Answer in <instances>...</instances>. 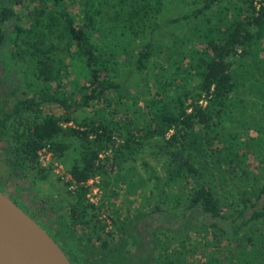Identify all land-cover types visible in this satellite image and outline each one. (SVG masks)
I'll return each mask as SVG.
<instances>
[{
	"label": "trees",
	"instance_id": "16d2710c",
	"mask_svg": "<svg viewBox=\"0 0 264 264\" xmlns=\"http://www.w3.org/2000/svg\"><path fill=\"white\" fill-rule=\"evenodd\" d=\"M196 2L197 7L168 17L166 22L178 24L207 15L206 26L194 34L202 48H187L177 58L166 56L165 61L154 65L158 87L149 89L143 101L146 111L137 110V122L132 113L136 102H132V95L129 101L124 99L127 94L115 79V72L118 66L129 64L143 76L153 59L160 56V47L152 34L158 27L155 19L161 0H132L136 24H147L150 29L149 37L135 50L130 48L137 36V30L132 29L131 12H115L109 25H103L101 18L107 0H0V50L9 38L8 63L14 60L16 64H26L30 76L23 97L16 100L11 110L0 114V139L13 141L16 173L31 170L40 179L48 175L38 160L42 148L48 145L59 159L68 145L58 138L79 141L80 159L69 169L71 180L77 185L69 215L71 223L77 224L90 214L85 220L89 223L102 210L88 202L87 189L81 183L96 176L118 180L122 160L156 137L155 155L162 157L167 167L165 187L170 190L173 185L181 186L180 183L189 186L185 209L196 210L210 220L203 222L201 228H210L215 241L227 242L226 258L238 264H264V184L255 185L247 180L239 201L223 183L219 192L217 180L207 179L210 169L196 160L189 144L199 143L195 139L198 131L207 132L216 125V111L226 114L230 107H238L236 74L244 57L252 49H259L264 39V0H232L233 4L229 0ZM192 73L199 77V84L191 92L186 82ZM96 102L109 110L97 119L91 117L71 125L76 122L75 112ZM237 138L228 136L226 171L233 176H245L249 173L245 165L247 153ZM253 143L259 146L258 141ZM108 150L111 154L100 158ZM174 192L177 191L171 190V195ZM114 194L111 190L110 196ZM108 198L105 192L102 202H108ZM161 211L155 206L150 213ZM113 214L116 213L108 215L113 218ZM218 220L225 222L224 226H219ZM113 223L117 227L104 236L95 225L89 232L90 237L100 241L98 247L102 251L114 250L110 244L121 225L116 220ZM183 223L181 235L185 238L178 241L179 247L186 246L189 240V223ZM80 241L86 245L82 237ZM194 247L198 245L190 244L188 248ZM188 252L179 251L175 260L180 262ZM156 260L160 261L157 257ZM173 263L172 259L165 262Z\"/></svg>",
	"mask_w": 264,
	"mask_h": 264
},
{
	"label": "rangeland",
	"instance_id": "374dc122",
	"mask_svg": "<svg viewBox=\"0 0 264 264\" xmlns=\"http://www.w3.org/2000/svg\"><path fill=\"white\" fill-rule=\"evenodd\" d=\"M196 1L161 0V9L155 19L158 27L152 34V39L160 47L161 53L158 58L153 59L145 75L137 74L133 66L129 64L117 67L115 79L121 85L122 91L127 94L124 99L129 101L131 95L135 98L131 97L132 102H136L132 113L137 122L140 120L137 117V110L146 111L143 101L148 97L149 89L158 87L155 77L157 71L154 65L165 61L166 56L171 55L172 58H177L187 48H202L196 42L194 34L196 31L201 32L206 26L207 15L190 18L178 24L166 22L168 17L181 15L197 7ZM131 2L132 0H107L101 21L103 25L108 26L115 12L121 14L131 12L132 29L137 30V36L130 43V48L135 50L149 37L150 29L147 24H136L135 6ZM229 2L233 4L232 0ZM8 39L0 50V114L11 110L16 100L23 97L30 80L26 64H16L14 60L8 63L10 60ZM129 55L132 56V62L134 52L131 51ZM182 61L186 63L187 59L183 57ZM238 71L236 74V93L238 94L236 106L238 107H230V110H226V114L216 111L217 114L214 117L219 118V121L214 118L216 125L209 127L207 132L198 131L195 134V139L198 138L199 143L189 142L193 146L192 151L196 160L203 161L210 169L211 175H207V179L217 180L219 192H221L220 189L222 190L220 185L223 183L224 188L236 201L241 200L247 180L251 183L255 182V185L264 184V39L259 49H252L250 54L244 57ZM198 84L199 77L192 73L189 82H186V88L192 92ZM201 103L205 105L206 102L201 100ZM108 110L101 102L92 103L75 112L76 122L69 124L73 126L91 117L97 119L103 111ZM146 117L150 116L147 114ZM230 135L238 136L237 140L242 143V150L247 153L245 165L249 173L245 174L246 177L239 173L233 176L226 171L228 165L225 162L228 159V153L225 146ZM58 140L67 144L68 147L59 159L55 158L52 151V159L45 166L48 175L45 179H40L31 170L24 174L16 173L15 157L11 150L13 141L11 142L8 138L0 139V178L7 177L8 180H15L8 185L22 197L23 204L38 215L40 222L47 221L53 225L56 234L67 236L66 245H69L76 258L80 260L79 264H125L127 257L130 256L129 252H134V246L140 243V239L144 238L146 231L151 228V225L139 224V222L151 215L155 206H159L162 211L152 214L159 216L157 219L159 221L153 222L154 229L148 234L150 247L148 246L149 252L145 254L146 260L142 264H165L170 259L174 260L173 264H204L206 261L212 264H238L226 258L227 242L225 240L217 242L212 238L210 228L206 230L201 228L203 222L209 223L210 220L205 219L196 210L185 209V197L189 186L180 183L181 186L173 185L170 190L165 187L167 167L164 159L155 155L158 144L156 137L146 141L141 149L135 150L133 155H127L122 160L121 168L117 170L118 180L101 178V176L89 180V183L84 186L87 189L85 197L92 205L101 206L102 210H99L97 216L89 223L85 220L89 219L90 214L77 224H72L69 207L74 201L75 191L72 192L68 188L69 183L65 175L68 174L71 166L79 161L81 149L79 141L72 137H61ZM257 141L259 146L255 147L253 142ZM105 154L110 155V150L101 153L100 158H104ZM236 162L242 165L238 160ZM10 171L11 175L12 172L14 173V178L8 177ZM107 187L115 191V194L110 196L111 190ZM171 190L177 192L171 195ZM105 192L109 201L103 203ZM178 192L181 194L177 195ZM113 212L116 214L110 218L108 214L111 215ZM248 214L249 211L244 213L245 216ZM184 216L186 219H183ZM153 219L155 218L152 217L151 220ZM115 220L121 227L119 231H115V237L110 244L114 250L102 251L98 247L100 241L93 235L90 237L89 232L95 225L96 228L100 227L99 233L104 236L107 232L113 231L115 225L117 227V224L113 223ZM183 220L189 223L187 234L189 242H186V246L179 247L178 241L184 237L181 235ZM224 224L225 222L218 220L219 226ZM127 230H130L129 235L125 233ZM80 237L84 239L86 245L82 244ZM194 243L198 247L189 250L190 244ZM179 251L189 252L181 258L180 262H177L174 256L178 255ZM156 257L160 261L156 260Z\"/></svg>",
	"mask_w": 264,
	"mask_h": 264
},
{
	"label": "water",
	"instance_id": "95a60500",
	"mask_svg": "<svg viewBox=\"0 0 264 264\" xmlns=\"http://www.w3.org/2000/svg\"><path fill=\"white\" fill-rule=\"evenodd\" d=\"M0 264H70L47 231L1 192Z\"/></svg>",
	"mask_w": 264,
	"mask_h": 264
},
{
	"label": "flooded vegetation",
	"instance_id": "af4514ba",
	"mask_svg": "<svg viewBox=\"0 0 264 264\" xmlns=\"http://www.w3.org/2000/svg\"><path fill=\"white\" fill-rule=\"evenodd\" d=\"M8 177L14 178L15 175H14L13 172H12V175H11V171H10L9 174H8ZM13 181H15V180H13V179L12 180H8L7 177L6 178H4V177L0 178V189L3 190V191L0 190L1 193L5 194L16 205H18L25 213H27L32 219H34L37 223H39V225H41L42 227L45 228L47 233L61 247V249L65 253L67 259L69 260L70 264H79L80 260L76 258V256L74 255V253L70 249L69 245L68 246L66 245L67 236L64 237L63 235L56 234V231H55L53 225L47 223V221L42 223V222H40L38 220V215H36L35 212L30 211V209L23 204L22 197L18 194V192L13 190V188H10V186L8 185L9 183L12 184ZM152 217L155 218V219H153V221L151 220ZM158 217L159 216H155V215L151 214V215H148L144 220L139 222V224L140 223L141 224H149V225H151V228L146 231L145 237L140 239V243L138 242L136 244V246H134L135 247L134 248L135 249L134 252L133 251L129 252L130 256L127 257V260H126L125 264H142V263H144L143 261L146 260L145 254L149 252V247H150V237H149L150 235H148V234L151 232V230L154 229L153 222L154 221H159V220H157ZM138 232L141 235L140 231H138Z\"/></svg>",
	"mask_w": 264,
	"mask_h": 264
},
{
	"label": "built area",
	"instance_id": "2783aa9c",
	"mask_svg": "<svg viewBox=\"0 0 264 264\" xmlns=\"http://www.w3.org/2000/svg\"><path fill=\"white\" fill-rule=\"evenodd\" d=\"M51 159H52V151H51V149H49L48 145L46 147L42 148L38 152V160L42 166H44V167L47 166L50 163ZM56 165H58V164L56 163ZM58 167H59V165H58ZM65 179L69 183L68 188L70 190H72V192L76 191L77 185L74 183L73 180H71V176L69 174V171H68V174L66 173ZM89 180L86 181L85 183H81V185L85 186L87 183H89Z\"/></svg>",
	"mask_w": 264,
	"mask_h": 264
}]
</instances>
